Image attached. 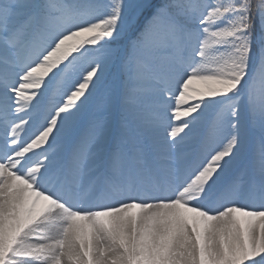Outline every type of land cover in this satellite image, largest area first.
<instances>
[{
    "label": "snow or ice",
    "instance_id": "6c2138e0",
    "mask_svg": "<svg viewBox=\"0 0 264 264\" xmlns=\"http://www.w3.org/2000/svg\"><path fill=\"white\" fill-rule=\"evenodd\" d=\"M0 264H264V0H0Z\"/></svg>",
    "mask_w": 264,
    "mask_h": 264
}]
</instances>
